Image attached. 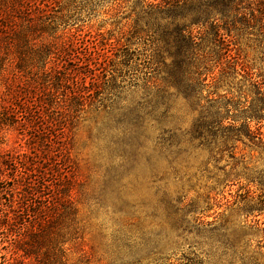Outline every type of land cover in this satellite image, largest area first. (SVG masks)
<instances>
[{
	"label": "rangeland",
	"instance_id": "rangeland-1",
	"mask_svg": "<svg viewBox=\"0 0 264 264\" xmlns=\"http://www.w3.org/2000/svg\"><path fill=\"white\" fill-rule=\"evenodd\" d=\"M31 1L37 27L10 69L41 76L47 58L92 97L58 125L61 154L55 128L0 120V264H264V147L197 131L216 113L264 118V0H234L224 44L213 19L174 18L165 0ZM181 25L206 76L196 93L179 84Z\"/></svg>",
	"mask_w": 264,
	"mask_h": 264
},
{
	"label": "trees",
	"instance_id": "trees-1",
	"mask_svg": "<svg viewBox=\"0 0 264 264\" xmlns=\"http://www.w3.org/2000/svg\"><path fill=\"white\" fill-rule=\"evenodd\" d=\"M164 3V5H157L158 8L164 9L168 15L173 14L174 18H177L179 13H182V17L191 14L192 21L197 24L209 23L213 19L212 28L216 32L215 36L220 39L222 44L226 42L227 34L221 33L220 28L223 27L224 31H230L228 13L235 8L234 0H216L215 8L207 0H165ZM33 5L31 0H0V60L3 61L2 70L5 72L0 76V120L5 124H21L22 126L41 122L42 125H47L50 134L55 128L58 133H54V140L55 144L59 145L60 148L57 151L61 154L66 145L64 143L66 125L57 129L58 125L63 123L62 120L66 122L70 116L73 118V111L77 112L78 109H81L84 102L92 97V94L89 93V87L86 85V77L76 80V75L68 72H63L64 76L61 77L59 65L47 69V58H45L41 76L38 73L27 76L20 70L10 69L14 62L21 58L17 54L30 43V35L35 32L37 27ZM214 9L222 13L223 16L220 19L224 21L223 25H218ZM191 28L192 25H181L176 28V46L178 47L176 53L180 69L179 84L188 94L196 93L197 88L206 81V76L203 78L204 74L200 63L196 61L194 50L198 43L191 35ZM13 50L14 54H12ZM42 54L43 52L41 57H43ZM190 66L195 68L194 74L189 72ZM221 115V113H216L211 115V118L202 117L203 119L197 125L200 135L216 138L220 131L222 135L229 131L230 134L224 136L225 149L230 148L229 141L235 140V137H241V135L247 136L254 145L264 147V138L260 132L262 129L260 124L264 118L252 116L244 118L240 127L233 123L229 127H224V120L228 118H221ZM252 122H256L259 126L255 131L252 130ZM29 133L31 137L43 139L42 145L44 137L45 139L49 138L45 134L46 132L41 134L36 128ZM46 144L51 143L46 140ZM57 157H59L58 154ZM54 158L53 155L50 160H55ZM25 167H21L23 171L20 170L27 175L29 167L28 169ZM42 184L51 190L52 183L49 184L45 180ZM28 187H31V191H33L37 190L39 186L35 184ZM32 194L38 195V191L36 194Z\"/></svg>",
	"mask_w": 264,
	"mask_h": 264
}]
</instances>
